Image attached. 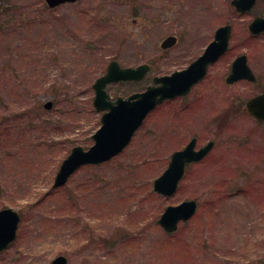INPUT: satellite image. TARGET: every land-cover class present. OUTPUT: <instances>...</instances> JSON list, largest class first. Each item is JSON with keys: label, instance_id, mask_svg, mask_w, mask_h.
<instances>
[{"label": "rangeland", "instance_id": "374dc122", "mask_svg": "<svg viewBox=\"0 0 264 264\" xmlns=\"http://www.w3.org/2000/svg\"><path fill=\"white\" fill-rule=\"evenodd\" d=\"M0 2L9 10L0 15V209L21 217L0 264H50L57 255L67 264H264V124L244 110L264 91V33L247 29L264 0L244 15L230 0H78L55 9L44 0ZM224 24L231 50L202 82L147 115L116 157L52 187L71 147L93 143L100 114L91 86L111 60L150 65L141 82L108 86L125 97L186 68ZM169 35L177 43L162 50ZM241 53L257 80L226 85ZM192 137L196 148L215 146L172 197L154 193L153 180ZM191 199L197 211L177 231L157 224L167 206Z\"/></svg>", "mask_w": 264, "mask_h": 264}, {"label": "water", "instance_id": "95a60500", "mask_svg": "<svg viewBox=\"0 0 264 264\" xmlns=\"http://www.w3.org/2000/svg\"><path fill=\"white\" fill-rule=\"evenodd\" d=\"M75 0H46L49 7H54L65 2ZM256 0H231L237 12L249 11ZM252 34L264 31V15L255 18L249 25ZM230 36V27L224 26L216 30L214 40L187 70L175 72L169 77L155 78L154 83H161L160 86L148 87L142 93H136L123 99L118 97L115 101H109V96L104 91L107 83L118 80H139L147 72L148 67L141 65L137 68H121L117 62L112 61L106 73L98 78L93 84L95 97L94 107L97 111L107 110L101 117V127L92 139L94 145L87 151L82 147H73L70 154L62 161L53 187L63 185L68 177L81 165L97 164L109 160L119 153L130 141L134 131L140 126L146 114L164 99L184 95L190 86L203 77L207 65L213 63L226 49ZM175 43L174 37H168L162 43V48H167ZM240 79L254 80V76L247 66L246 56H238L233 64L231 73L226 79L227 83H233ZM49 109L51 103L45 104ZM247 111L256 119L264 121V93L259 94L246 103ZM195 139L181 151L171 156L168 168L160 177L155 179L153 189L155 192L164 195H172L177 188L178 181L184 173V167L190 162L201 160L212 148L213 143H208L199 151H194ZM196 210L194 200L184 201L177 206L167 207L161 215L158 223L166 231L176 230L179 221H187ZM19 222V215L11 209L0 211V251L4 250L15 238V230ZM50 264H67L63 256L55 257Z\"/></svg>", "mask_w": 264, "mask_h": 264}, {"label": "trees", "instance_id": "16d2710c", "mask_svg": "<svg viewBox=\"0 0 264 264\" xmlns=\"http://www.w3.org/2000/svg\"><path fill=\"white\" fill-rule=\"evenodd\" d=\"M0 11L2 12V13H0V15H7L9 10H8V7H7L6 9H3V10L0 9Z\"/></svg>", "mask_w": 264, "mask_h": 264}]
</instances>
